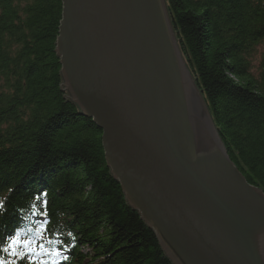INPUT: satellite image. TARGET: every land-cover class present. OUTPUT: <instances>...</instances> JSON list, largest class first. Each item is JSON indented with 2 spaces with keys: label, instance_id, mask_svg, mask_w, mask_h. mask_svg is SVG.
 Segmentation results:
<instances>
[{
  "label": "trees",
  "instance_id": "trees-1",
  "mask_svg": "<svg viewBox=\"0 0 264 264\" xmlns=\"http://www.w3.org/2000/svg\"><path fill=\"white\" fill-rule=\"evenodd\" d=\"M165 3L229 159L264 193V0ZM60 15L59 0H0V258L171 264L110 176L101 131L61 91ZM15 236L23 259L3 251Z\"/></svg>",
  "mask_w": 264,
  "mask_h": 264
},
{
  "label": "water",
  "instance_id": "water-1",
  "mask_svg": "<svg viewBox=\"0 0 264 264\" xmlns=\"http://www.w3.org/2000/svg\"><path fill=\"white\" fill-rule=\"evenodd\" d=\"M61 91L171 264H264V193L229 159L165 0H59Z\"/></svg>",
  "mask_w": 264,
  "mask_h": 264
},
{
  "label": "snow or ice",
  "instance_id": "snow-or-ice-1",
  "mask_svg": "<svg viewBox=\"0 0 264 264\" xmlns=\"http://www.w3.org/2000/svg\"><path fill=\"white\" fill-rule=\"evenodd\" d=\"M51 242V241H49ZM24 246V247H30V242H21L18 238V236H15L12 238V240L9 242L8 247L3 248V251L5 253H9L10 255H12L13 257H16L17 255H19L21 257V259L25 258V253H18L16 251V249L20 246ZM41 248H43V245H40ZM57 255H59V253H57ZM0 264H15V261H8L4 258H0Z\"/></svg>",
  "mask_w": 264,
  "mask_h": 264
}]
</instances>
